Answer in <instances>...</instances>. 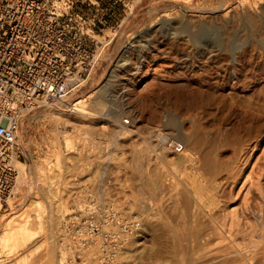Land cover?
Returning a JSON list of instances; mask_svg holds the SVG:
<instances>
[{
    "label": "rangeland",
    "instance_id": "374dc122",
    "mask_svg": "<svg viewBox=\"0 0 264 264\" xmlns=\"http://www.w3.org/2000/svg\"><path fill=\"white\" fill-rule=\"evenodd\" d=\"M99 2L110 16L97 38L121 26L68 103L87 98L89 113L26 116L28 185L2 202L0 248L7 227L27 224L18 264H44L51 245L65 264H264V0H131L127 21L122 3ZM90 221L120 238L81 235Z\"/></svg>",
    "mask_w": 264,
    "mask_h": 264
},
{
    "label": "built area",
    "instance_id": "2783aa9c",
    "mask_svg": "<svg viewBox=\"0 0 264 264\" xmlns=\"http://www.w3.org/2000/svg\"><path fill=\"white\" fill-rule=\"evenodd\" d=\"M109 2L122 3L124 20L130 19L131 0ZM109 16L99 0H0L1 202H7L17 190L14 163L22 154L20 139L26 116L43 105H67L87 83L121 26H111L109 34L98 39L104 28L95 30L97 23H107ZM168 149L182 153L184 145L169 142ZM126 228L122 225L121 229ZM78 232L99 236L106 247L121 236L101 231L94 221Z\"/></svg>",
    "mask_w": 264,
    "mask_h": 264
},
{
    "label": "bare ground",
    "instance_id": "6f19581e",
    "mask_svg": "<svg viewBox=\"0 0 264 264\" xmlns=\"http://www.w3.org/2000/svg\"><path fill=\"white\" fill-rule=\"evenodd\" d=\"M187 1V0H186ZM190 1V0H189ZM162 21V20H161ZM159 24V23H158ZM206 26H208V25H204V24H202V26H200V30H199V32L198 33H196V36H199V33H203L204 31H206ZM179 27L182 29V30H184L185 32H188V30H190V23L189 22H187V21H184V20H181V21H179ZM161 30H164L165 32H169V33H172L173 34V32H171L173 29H174V26H173V24L170 22V21H167V20H164L163 22H161L160 23V27H159ZM212 28V27H211ZM156 29H157V27H156ZM179 31V30H178ZM183 31V32H184ZM162 33V32H161ZM168 33V34H169ZM175 33V32H174ZM167 34V33H166ZM165 33H164V35H166ZM178 33H176V35H177ZM194 36V35H193ZM192 36V37H193ZM195 38V37H194ZM142 39V38H141ZM143 40V39H142ZM118 68V67H117ZM115 71V70H114ZM116 71H118L117 69H116ZM115 73V72H114ZM115 76H116V74H114ZM111 76V75H110ZM127 81L129 82V79H127ZM109 82V81H108ZM132 81L130 80V83H131ZM106 84V83H105ZM108 85V84H107ZM106 85V86H107ZM110 85V84H109ZM105 88V87H104ZM99 89H101V88H99ZM102 90V89H101ZM104 91V90H103ZM92 93V92H91ZM95 94V93H94ZM89 95H91V94H89ZM88 96V95H87ZM86 97V96H85ZM88 97H90V96H88ZM93 98V97H92ZM91 99V98H90ZM92 100V99H91ZM90 101V100H89ZM86 102H87V98H78V99H76L75 100V102L71 105V104H67V106L68 107H72L73 106V108L74 107H76V106H79V108L78 109H80V111L82 112V113H89V112H86V109H85V105H86ZM96 102V101H95ZM97 102H99L98 100H97ZM99 104V103H98ZM96 106V105H95ZM98 107V106H97ZM149 108V107H148ZM75 109V108H74ZM85 109V110H84ZM66 110V109H65ZM57 111V110H56ZM78 111V110H77ZM81 112H79V113H81ZM51 114V113H50ZM49 115V114H48ZM48 115H47V117H48ZM51 120H53L54 121V123H56V125L58 126V128L60 129V126H62L63 127V129H65L67 126H69V124H68V120L66 119V118H63L62 116H60V114H55L54 112H53V114L51 115V118H50ZM176 120V119H175ZM175 120L173 119V118H170L169 120H168V124L170 125V126H174V125H176V122H177V120H176V122H175ZM129 123H130V121H128ZM123 123H126V121L125 120H123ZM178 125V124H177ZM168 126V125H167ZM169 126V127H170ZM65 127V128H64ZM176 127V126H175ZM68 128V127H67ZM178 128V127H177ZM59 130V134L58 135H64L65 136V138H67L68 137V139H70L69 138V136H66L65 134H66V130ZM128 130V129H127ZM124 131V128H123V130H122V132ZM177 131V130H176ZM178 131H179V129H178ZM180 131H182V129L180 130ZM166 133V132H165ZM170 133V132H169ZM57 134V133H56ZM180 134V133H179ZM183 134V133H182ZM63 136V137H64ZM164 136V135H163ZM175 136V135H174ZM183 136V135H182ZM181 136H179V138H180ZM64 138V139H65ZM171 138V137H170ZM181 138H184V137H181ZM165 139V138H164ZM169 140H171V139H169ZM183 140V143L186 145V140H184V139H182ZM62 141V140H61ZM170 142H174L173 140L172 141H170ZM67 143V144H66ZM64 144H66V146L67 145H69V144H71V143H69V142H65ZM185 145H184V150H183V152L182 153H184V151H185ZM69 147V146H68ZM148 147V146H147ZM155 147V146H154ZM64 148H66V147H64ZM182 153H177V154H182ZM139 154V153H138ZM148 154V153H147ZM135 155V154H134ZM155 155V154H154ZM184 155H185V153H184ZM186 155H188V153L186 154ZM58 157H60L59 155H58ZM148 159V158H147ZM15 167H16V169H17V171H18V178H17V188L16 189H18V186H19V183H21L22 184V186L21 187H23L24 185L25 186H27L28 185V173H27V168L25 167L26 166V163H24V162H22V161H20V160H16L15 161ZM38 164V163H37ZM59 164V163H58ZM48 167V166H47ZM60 167V166H59ZM171 173V172H170ZM201 177V176H200ZM196 178V177H195ZM194 178V179H195ZM172 180V179H171ZM201 180V179H200ZM202 185V184H201ZM200 186V185H199ZM202 186H204V184L202 185ZM178 187V186H177ZM198 186L196 185V188H197ZM194 188V187H193ZM200 188H202V187H200ZM198 189V188H197ZM196 189V190H197ZM201 189H199V191H200ZM212 190V189H211ZM194 192V191H193ZM196 192V191H195ZM198 192V191H197ZM169 194V193H168ZM188 194V193H187ZM194 194V193H193ZM199 194V193H198ZM195 195V194H194ZM200 195V194H199ZM207 195H208V193H207ZM197 197V196H196ZM10 199V197H7L6 198V201H8ZM29 204V202L27 203V205ZM33 203H31V205H32ZM30 205V204H29ZM30 205V206H31ZM34 205V204H33ZM37 205H40V204H37ZM194 205V204H193ZM35 206V205H34ZM1 207H2V202L0 201V209H1ZM41 207V206H40ZM34 208V207H33ZM26 209V208H25ZM35 209V211H36V208H34ZM36 213V212H35ZM231 213V212H230ZM232 215V214H231ZM236 215V214H235ZM23 217H24V215H22ZM21 216V217H22ZM231 217V216H230ZM234 217V216H233ZM25 218V217H24ZM26 220H29V218H27L26 217ZM20 222V221H19ZM26 222V221H25ZM14 223V222H13ZM21 223V222H20ZM229 223V222H228ZM236 223V222H235ZM10 224H12V223H9V225ZM23 224V223H22ZM25 224V223H24ZM231 224V223H230ZM8 225V224H7ZM8 225V226H9ZM225 225V224H224ZM228 225V224H227ZM235 225H237V224H235ZM228 226H230V225H228ZM7 227V226H6ZM5 227V228H6ZM231 227V226H230ZM4 228V229H5ZM31 231H32V229L29 227V226H27V224H25V225H21V226H16V225H14V226H12L11 227V225L9 226V227H7L6 228V230L3 232V235L1 236V238H7L6 240H7V242H5V243H2V241H1V243L3 244V246H1V248H0V264H18L19 263V260H20V256L22 255V253L24 252V253H26V251L28 250V249H30V244H31V241H33V239L32 238H34L33 236L34 235H32L33 233H31ZM1 235V234H0ZM226 239V238H225ZM233 244V243H232ZM50 247H52L51 249H53V250H51V252H50V254H52V255H50V254H48V255H46V257H43V258H46L45 260H42L41 261V263H44V264H65V261H64V258L63 257H61L59 260H57L56 261V259H54L55 258V250H57V247H56V245H51ZM23 253V254H24ZM62 254V253H61ZM64 254V253H63ZM42 258V257H41ZM58 259V258H57ZM39 260H41V259H39ZM38 261V260H37ZM44 261V262H43Z\"/></svg>",
    "mask_w": 264,
    "mask_h": 264
}]
</instances>
